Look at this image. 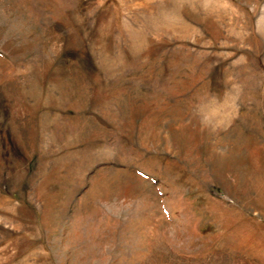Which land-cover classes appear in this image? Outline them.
<instances>
[{
    "label": "rangeland",
    "instance_id": "374dc122",
    "mask_svg": "<svg viewBox=\"0 0 264 264\" xmlns=\"http://www.w3.org/2000/svg\"><path fill=\"white\" fill-rule=\"evenodd\" d=\"M0 264H264V0H0Z\"/></svg>",
    "mask_w": 264,
    "mask_h": 264
}]
</instances>
